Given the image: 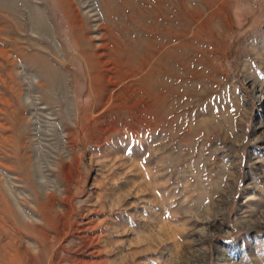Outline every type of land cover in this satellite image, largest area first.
<instances>
[{"label":"rangeland","instance_id":"374dc122","mask_svg":"<svg viewBox=\"0 0 264 264\" xmlns=\"http://www.w3.org/2000/svg\"><path fill=\"white\" fill-rule=\"evenodd\" d=\"M0 264H264V0H0Z\"/></svg>","mask_w":264,"mask_h":264}]
</instances>
